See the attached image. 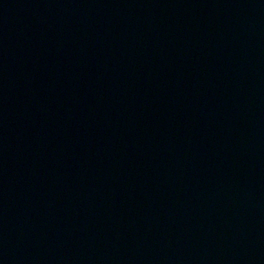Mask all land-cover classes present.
<instances>
[{"label": "water", "instance_id": "obj_1", "mask_svg": "<svg viewBox=\"0 0 264 264\" xmlns=\"http://www.w3.org/2000/svg\"><path fill=\"white\" fill-rule=\"evenodd\" d=\"M0 264H264V0H0Z\"/></svg>", "mask_w": 264, "mask_h": 264}]
</instances>
